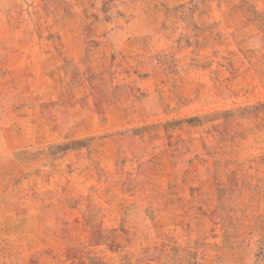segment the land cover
<instances>
[{"label":"rangeland","instance_id":"1","mask_svg":"<svg viewBox=\"0 0 264 264\" xmlns=\"http://www.w3.org/2000/svg\"><path fill=\"white\" fill-rule=\"evenodd\" d=\"M0 264H264V0H0Z\"/></svg>","mask_w":264,"mask_h":264}]
</instances>
